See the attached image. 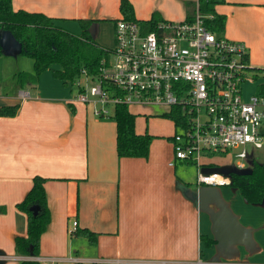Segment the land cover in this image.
I'll return each instance as SVG.
<instances>
[{
	"label": "crops",
	"instance_id": "1",
	"mask_svg": "<svg viewBox=\"0 0 264 264\" xmlns=\"http://www.w3.org/2000/svg\"><path fill=\"white\" fill-rule=\"evenodd\" d=\"M120 1L13 0V7L61 20L62 28L80 25L81 19L97 21L90 32L100 44L103 23L122 19ZM129 1L138 21L158 13L179 23L187 19L185 3L199 0H173L186 16L179 21V13L166 10L163 2H156L142 19L136 0ZM216 1L217 13L227 18L225 36L245 43L251 65L264 69V0ZM254 58L261 67L252 63ZM14 83L0 96V107L19 106L15 117H0V264L28 258L15 251V239L27 236L28 223L17 205L37 176L47 180L51 212L41 258L58 259L57 264H264V200L251 204L230 186H199L195 178L186 179L185 165L193 164L170 165L175 132H159L169 125L167 120L130 111L137 134L155 138L148 158L121 159L115 121L97 116V104L93 114L89 104L72 102L73 85L50 71L37 85ZM24 93L30 97L23 98ZM75 221L77 231L96 234L95 244L70 234ZM203 237L214 240L212 246Z\"/></svg>",
	"mask_w": 264,
	"mask_h": 264
},
{
	"label": "built area",
	"instance_id": "2",
	"mask_svg": "<svg viewBox=\"0 0 264 264\" xmlns=\"http://www.w3.org/2000/svg\"><path fill=\"white\" fill-rule=\"evenodd\" d=\"M114 31L110 60L103 62L101 75L91 80L94 86L89 91L81 89L76 101L100 103L102 108L95 112L100 117L108 114L110 106L120 105L177 110L181 119L172 137L170 165L193 164L199 186L231 185V176L205 173L214 164L204 159L241 150L236 168L244 170L250 158L248 148L264 150V96L244 95L245 85L257 76L248 46L213 33L198 9L193 21H162L150 29L142 21L120 19ZM77 229L75 221L70 234ZM27 260L60 262L39 256Z\"/></svg>",
	"mask_w": 264,
	"mask_h": 264
},
{
	"label": "trees",
	"instance_id": "3",
	"mask_svg": "<svg viewBox=\"0 0 264 264\" xmlns=\"http://www.w3.org/2000/svg\"><path fill=\"white\" fill-rule=\"evenodd\" d=\"M216 0H199L198 4L187 2L186 21L194 20V13L198 9L205 18V25L216 35L223 36L226 30L227 18L218 14ZM122 19L138 21L135 10L129 0H121L119 6ZM61 20L50 18L45 14L15 10L13 0H0V33L10 31L22 45L20 56L32 59L33 73L19 72L15 80L19 86L37 85L41 75L50 71L55 79L64 84L75 85L83 79L94 80L101 75L104 61L111 58L112 49L100 45L91 35V27L97 22L81 19L82 33L74 34L58 25ZM119 20H114L116 24ZM165 21L158 13H154L150 20L142 21L152 29L159 22ZM2 49L0 47V55ZM257 74L264 75V69L254 68ZM258 95L264 96V85L257 89ZM19 106L0 107V117H15ZM178 126L181 116L177 110H172L166 116ZM112 119L117 128V154L119 158H148L154 136L139 135L136 132V116L127 106H116ZM225 155V154H224ZM211 169L218 168L211 165ZM230 187L241 192L245 200L251 204H260L264 200V162L255 161L248 174L232 172ZM46 179L35 177L33 186L17 208L27 214V236L15 239V251L24 257L40 255L41 238L51 222V212L48 208L45 191ZM37 207L34 213L31 209ZM3 211V209H1ZM73 236L86 237L91 244L97 241L96 234L89 230L77 231ZM206 246H212L214 240L203 237ZM20 264H40L25 260Z\"/></svg>",
	"mask_w": 264,
	"mask_h": 264
},
{
	"label": "rangeland",
	"instance_id": "4",
	"mask_svg": "<svg viewBox=\"0 0 264 264\" xmlns=\"http://www.w3.org/2000/svg\"><path fill=\"white\" fill-rule=\"evenodd\" d=\"M182 2V0H180ZM222 2V0H219ZM164 3L166 6V10L170 12L177 11L179 13L178 15V20L179 19H184L186 16H184V13L182 11V8L178 7V4L173 1V0H136V4L138 7L139 14L142 15V19H147V14H143L145 11L149 10L151 7H154L155 3ZM183 3V2H182ZM147 13V12H146ZM78 26V27H77ZM64 28L68 29L69 31H72L73 33L81 34L82 29L79 24H71V25H64ZM115 23L113 21L110 22H104L102 29H101V42L100 45H102L105 48L108 49H113L115 46V31H114ZM224 38L229 39V36H225V33L223 34ZM230 40V39H229ZM252 63L254 65H257L258 67H261V64H258L257 59H252ZM19 69L24 72L28 73H33V61L30 58L20 56V55H15L13 53H2L0 55V96H6L7 91L9 92L14 86H15V69ZM256 81L254 82H249L248 84L245 85L244 87V95L245 98H249L252 94L257 92V89L260 85H264V75L262 74H256ZM94 86V82H92L89 79H83L81 81V84L71 86L72 90V102L80 104L79 102L76 101V99L80 95V90H86L89 91L92 87ZM89 104V112H93L94 114V108ZM98 109L102 108V105L100 103L97 104ZM130 111H138V112H143L146 113L147 115H152V116H159L163 120H167L169 122V125H164L161 126L159 129V132L163 133L164 135H168V133L174 134L176 132V128L174 124L170 123L169 119L166 117L170 109L167 107H156V106H150L147 108H134L130 107ZM116 107L115 106H110L108 108V114L105 115L106 118H112L115 115ZM134 113V112H133ZM149 130V128H146ZM155 131V130H154ZM241 150H232L228 154L225 155H214V156H208L204 159V162H209L213 163L215 165H218L220 167H231L235 171H239L236 168V155L240 152ZM248 153L250 154V158L248 159L247 163L245 164V169L240 170L241 172H250L252 170V166L255 161L258 162H264V150H259V151H254L252 148H248ZM185 170H187L188 174L185 175L186 179H189V181L192 178H195L197 180V168L194 165H185ZM179 170V169H178ZM226 192V190H225ZM227 193V192H226ZM64 263V262H63ZM62 263V264H63Z\"/></svg>",
	"mask_w": 264,
	"mask_h": 264
},
{
	"label": "water",
	"instance_id": "5",
	"mask_svg": "<svg viewBox=\"0 0 264 264\" xmlns=\"http://www.w3.org/2000/svg\"><path fill=\"white\" fill-rule=\"evenodd\" d=\"M0 47L2 49V53L5 52V53H13L15 55H20L22 51V45L15 39V37L10 31H2L0 33ZM204 172L207 174L220 173L226 176H230L232 172H237V171H235L231 167H220V168L218 167L213 169L211 168L204 169ZM250 172H241L240 170L238 171V173L240 174H248ZM31 210L34 213H36L38 208L33 207Z\"/></svg>",
	"mask_w": 264,
	"mask_h": 264
}]
</instances>
